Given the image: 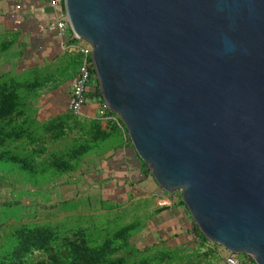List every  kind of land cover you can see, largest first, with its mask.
I'll list each match as a JSON object with an SVG mask.
<instances>
[{
    "label": "water",
    "instance_id": "95a60500",
    "mask_svg": "<svg viewBox=\"0 0 264 264\" xmlns=\"http://www.w3.org/2000/svg\"><path fill=\"white\" fill-rule=\"evenodd\" d=\"M101 95L204 237L264 264V0H63Z\"/></svg>",
    "mask_w": 264,
    "mask_h": 264
},
{
    "label": "rangeland",
    "instance_id": "374dc122",
    "mask_svg": "<svg viewBox=\"0 0 264 264\" xmlns=\"http://www.w3.org/2000/svg\"><path fill=\"white\" fill-rule=\"evenodd\" d=\"M73 58L67 54L61 62L40 68L47 70L51 80L31 101L38 130L43 134L40 142L30 146L37 151L27 161L35 167L34 172L29 170L31 166L26 169L21 163L0 161V257L16 244V234L23 228L50 229L61 237L100 231L104 239L133 227L129 245L141 253L131 258V264H138L142 258L153 259V264H227L229 251L209 240L193 236L189 241L166 244L159 242V235H143V228L155 216V206L159 207L149 199L105 202L92 195L76 198L72 187L64 192L76 180H84L85 171L95 162L92 158L97 160L109 148L129 139L123 121L117 123L114 116L103 118L98 113L91 117L68 111L65 103L72 80L67 76H73L78 67L72 65ZM10 66L9 62L0 64V74L10 73ZM53 89L60 102L59 110L54 114L39 113L41 98ZM94 97L105 104L101 93ZM16 145L11 142V149L15 150ZM7 146L0 147V151ZM67 162L71 166L67 171L50 169L49 164L59 167ZM168 193L171 204H181V191ZM236 255L246 258L245 254ZM43 258L42 252H34L27 264Z\"/></svg>",
    "mask_w": 264,
    "mask_h": 264
},
{
    "label": "crops",
    "instance_id": "0c3cea01",
    "mask_svg": "<svg viewBox=\"0 0 264 264\" xmlns=\"http://www.w3.org/2000/svg\"><path fill=\"white\" fill-rule=\"evenodd\" d=\"M18 5L20 9H17ZM53 21L54 14L43 0H0V40L11 43L9 50L2 55L3 62L0 61V64L9 62L11 66L7 67L8 71L18 74L59 63L67 54L80 60L79 54L65 51L61 38L52 29ZM87 97L82 113L92 117L99 113L102 104L91 93ZM59 106L56 90L53 89L41 98L42 110L39 113L54 114ZM97 158H92L95 162L87 169L88 172L84 170V180L78 179L73 185L67 186L65 193L71 191L72 187L76 191V198L92 195L105 202L149 199L159 204V207L155 206V216L143 228V235H159V242L166 244L189 241L196 236L187 209L181 204H171L169 193L157 184L130 139L109 148ZM82 190L86 191L85 194L81 193ZM238 258L240 264H256L248 255Z\"/></svg>",
    "mask_w": 264,
    "mask_h": 264
},
{
    "label": "trees",
    "instance_id": "16d2710c",
    "mask_svg": "<svg viewBox=\"0 0 264 264\" xmlns=\"http://www.w3.org/2000/svg\"><path fill=\"white\" fill-rule=\"evenodd\" d=\"M10 47V42L0 40V60ZM79 63L78 57L72 59V65L79 66ZM76 73L77 70L67 78L74 80ZM50 80L47 70L38 68L18 74H0V147L8 145L7 149L0 151V161L21 163L26 169L31 166L27 161L34 158L37 151L30 146L43 139L31 101L38 98ZM109 114L112 113L109 111ZM11 142L18 143L15 150L11 149ZM49 165L50 169L61 171L71 167L69 162L59 167ZM31 167L29 170L34 172L35 167ZM99 232L81 231L74 237H61L50 229L23 228L16 234V244L0 257V264H27L34 252H42L45 258L32 264H131V258L141 253L129 245L133 227L104 239ZM195 235L207 240L198 228ZM152 260L142 258L138 264H153Z\"/></svg>",
    "mask_w": 264,
    "mask_h": 264
},
{
    "label": "built area",
    "instance_id": "2783aa9c",
    "mask_svg": "<svg viewBox=\"0 0 264 264\" xmlns=\"http://www.w3.org/2000/svg\"><path fill=\"white\" fill-rule=\"evenodd\" d=\"M51 8L54 14L52 29L58 34L62 40L63 48L66 52L76 53L80 55V63L76 76L72 82L70 95L67 101V109L74 115L82 114V110L87 103V94L99 95L100 84L93 60V47L88 42L79 39L73 33L68 15L63 5V0H43ZM21 6L18 5L17 9ZM101 117H116L114 121H121L116 114H109L106 104H102L99 111ZM227 264H240V260L236 254L228 252L226 256Z\"/></svg>",
    "mask_w": 264,
    "mask_h": 264
}]
</instances>
